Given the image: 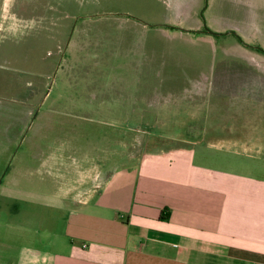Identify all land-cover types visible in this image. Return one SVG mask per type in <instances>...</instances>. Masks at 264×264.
Instances as JSON below:
<instances>
[{"label": "rangeland", "instance_id": "obj_1", "mask_svg": "<svg viewBox=\"0 0 264 264\" xmlns=\"http://www.w3.org/2000/svg\"><path fill=\"white\" fill-rule=\"evenodd\" d=\"M203 5L12 0L9 12L19 21L5 23L0 8V243L8 251L30 264L27 247H36L38 263L54 264L96 232L99 220L120 223L121 205L106 202L111 190L103 203L90 192L106 176L131 168L148 150L159 155L168 138L205 137L199 146L207 148L212 135L230 130L219 127L226 114L216 105L232 96L243 110L247 103L264 107V54L231 35L194 32L202 30ZM207 5L206 28L233 30L264 50V0ZM238 110L230 136L263 141L264 121L252 113L251 126L240 124L245 113ZM242 141L209 150L212 165L264 176L255 168L264 167V150ZM87 196L86 206L68 204Z\"/></svg>", "mask_w": 264, "mask_h": 264}, {"label": "crops", "instance_id": "obj_2", "mask_svg": "<svg viewBox=\"0 0 264 264\" xmlns=\"http://www.w3.org/2000/svg\"><path fill=\"white\" fill-rule=\"evenodd\" d=\"M11 1L0 4L4 23L18 19L9 12ZM0 26L4 31L5 26ZM140 95L131 96L147 98ZM236 97H230L227 106L216 105L218 113L226 114L220 128L234 129L231 119L237 118L233 114L237 108L245 113L240 124L251 126L252 113L264 121L261 103H247L243 110L234 104ZM230 130L221 132L223 137L212 135L207 148L199 146L205 137L171 136L166 146L156 148L159 155L148 150L131 168L106 176L103 185L90 192L99 194L103 203L104 193L111 190L106 202L117 199L124 214L118 216L120 223L99 220L96 232H87L81 245L58 254L54 264H264V176L212 165L217 159L209 150L242 141L233 139ZM240 143L264 150V140L249 137ZM255 168L264 170L261 165ZM87 198H72L68 204L86 206ZM161 215L167 219H160ZM0 245L5 246H0V264H8V257L17 258L18 264L20 256L7 250L10 245ZM27 248L30 264H41L36 247Z\"/></svg>", "mask_w": 264, "mask_h": 264}, {"label": "flooded vegetation", "instance_id": "obj_3", "mask_svg": "<svg viewBox=\"0 0 264 264\" xmlns=\"http://www.w3.org/2000/svg\"><path fill=\"white\" fill-rule=\"evenodd\" d=\"M204 1V5H203V8L200 10V12H199V19L201 20V22H202V30H195L194 32H196V33H199V32H206L205 31V27H204V25H205V23H204V17H203V14H204V11L207 9V4H208V0H203ZM168 26V25H167ZM170 27V26H169ZM171 28H173L172 26H171ZM178 29H182V28H178ZM208 29V28H207ZM210 30V29H209ZM191 31H193V30H191ZM212 31V30H211ZM228 31H233V30H228ZM228 31H226V32H228ZM213 32H215V31H213ZM226 32H216V33H226ZM233 32H235V31H233ZM72 33V32H71ZM207 33V32H206ZM236 33V32H235ZM208 34V33H207ZM210 35V34H209ZM228 35H231V36H233L235 39H236V41H238V43L239 44H241V45H243V46H245V47H247V48H249V49H251V50H255V51H257V52H261V53H263L264 54V50L263 49H261V48H259L258 46H253V45H249V44H246L245 42H243L240 38H239V36L237 35V33H236V35L235 34H233V33H229V34H225V35H211V36H214L215 38H220V37H225V36H228ZM261 101H263V100H261Z\"/></svg>", "mask_w": 264, "mask_h": 264}, {"label": "water", "instance_id": "obj_4", "mask_svg": "<svg viewBox=\"0 0 264 264\" xmlns=\"http://www.w3.org/2000/svg\"><path fill=\"white\" fill-rule=\"evenodd\" d=\"M204 27H205V31H206L208 34H210V35H225V34H229V33H233V34L236 35V33L233 32V31H228V32H226V33H216V32H213V31L207 29L205 25H204Z\"/></svg>", "mask_w": 264, "mask_h": 264}, {"label": "trees", "instance_id": "obj_5", "mask_svg": "<svg viewBox=\"0 0 264 264\" xmlns=\"http://www.w3.org/2000/svg\"><path fill=\"white\" fill-rule=\"evenodd\" d=\"M160 219L165 220L167 219V217H164L163 215H161Z\"/></svg>", "mask_w": 264, "mask_h": 264}]
</instances>
